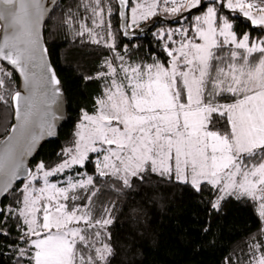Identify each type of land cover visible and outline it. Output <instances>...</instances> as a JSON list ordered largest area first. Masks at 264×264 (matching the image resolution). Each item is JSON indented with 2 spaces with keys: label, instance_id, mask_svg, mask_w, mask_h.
Segmentation results:
<instances>
[{
  "label": "snow or ice",
  "instance_id": "1",
  "mask_svg": "<svg viewBox=\"0 0 264 264\" xmlns=\"http://www.w3.org/2000/svg\"><path fill=\"white\" fill-rule=\"evenodd\" d=\"M49 21L94 91L45 156L70 90ZM177 194L205 240L250 212L219 264H264V0H0V264H143Z\"/></svg>",
  "mask_w": 264,
  "mask_h": 264
},
{
  "label": "trees",
  "instance_id": "2",
  "mask_svg": "<svg viewBox=\"0 0 264 264\" xmlns=\"http://www.w3.org/2000/svg\"><path fill=\"white\" fill-rule=\"evenodd\" d=\"M50 25L49 21L44 26V40L70 90L66 117L58 130L57 139L43 142V147L39 149V154L45 156L58 151L70 135L79 106H87L91 110L88 100L94 91L91 85L88 88L76 86V77L81 70H88L92 61L82 58L66 42L65 36ZM147 38H151L150 32ZM141 42H144L143 38ZM196 213L197 209L182 200L179 194L164 208H157L151 220L152 236L143 243V264H219L232 247L242 243L253 223L250 212L229 210L213 221L215 240L211 237L205 240L199 231L200 222Z\"/></svg>",
  "mask_w": 264,
  "mask_h": 264
},
{
  "label": "water",
  "instance_id": "3",
  "mask_svg": "<svg viewBox=\"0 0 264 264\" xmlns=\"http://www.w3.org/2000/svg\"><path fill=\"white\" fill-rule=\"evenodd\" d=\"M46 3H50V0H46ZM43 30H44V28H43ZM43 38H44V36H43ZM65 117H66V108H65ZM63 121L64 120L59 121L58 124H57V135H58V130H59V128H60V126H61V124H62ZM56 139H57V136L56 137L47 138L46 141H43V142L54 141Z\"/></svg>",
  "mask_w": 264,
  "mask_h": 264
}]
</instances>
